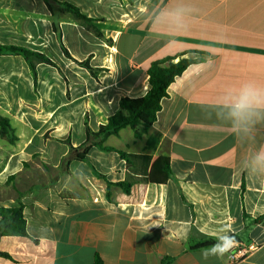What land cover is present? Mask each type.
<instances>
[{
  "label": "crops",
  "instance_id": "obj_1",
  "mask_svg": "<svg viewBox=\"0 0 264 264\" xmlns=\"http://www.w3.org/2000/svg\"><path fill=\"white\" fill-rule=\"evenodd\" d=\"M0 45L50 60L33 70L0 54V116L17 137H0V208L22 204L30 236L1 237L11 259L0 264H264V174L247 171L264 148V111L230 116L244 84L264 85V0H0ZM181 55L196 61L148 131L104 141L150 155L146 175L98 147L77 162L88 130L147 94L151 63ZM127 179L129 193L115 185ZM224 227L255 249L204 261L207 248L192 246Z\"/></svg>",
  "mask_w": 264,
  "mask_h": 264
},
{
  "label": "trees",
  "instance_id": "obj_2",
  "mask_svg": "<svg viewBox=\"0 0 264 264\" xmlns=\"http://www.w3.org/2000/svg\"><path fill=\"white\" fill-rule=\"evenodd\" d=\"M64 5L66 6L68 13L74 19L81 21L88 27L92 26V20L82 14L79 9L67 3ZM63 52L68 58H71L65 47H63ZM3 53L23 56L30 63L33 70L35 64L38 62H50V60L43 54L13 45H0V54ZM176 59L178 60L176 61ZM195 61L196 60L194 59L184 58L183 55H181L152 62L148 69L150 89L147 94L138 98H122L118 112L112 115L105 125H101L97 132L88 130L87 142L78 148H74V152L76 153L75 160L77 162L84 161L85 156L91 147H98L108 152L116 151L126 160L129 166L136 167L139 164H144L145 166L143 170H141L144 177L151 161L150 155H137L118 151L113 147L105 146L104 141L110 136H118L120 131L127 127H130L134 131L137 139L141 138L157 120L158 113L161 110V102L168 96L169 86L177 77L182 75L191 64L195 63ZM79 64L87 66V63ZM0 137L10 143H15L17 140L15 131L9 120L2 116H0ZM97 175L101 178L104 177L101 174ZM135 181L136 179H127L126 181L119 182L115 185L121 187L126 193H129ZM107 184L108 186L112 185L110 182H107ZM107 195H109V192H107ZM3 236L30 238L27 233L22 204H19L16 207L0 208V238ZM32 240L35 243L38 242V240ZM215 242V239H206L195 243L192 246V249L208 248ZM0 257L11 259L9 254L3 252H0ZM95 264H101V260L97 258Z\"/></svg>",
  "mask_w": 264,
  "mask_h": 264
},
{
  "label": "clouds",
  "instance_id": "obj_3",
  "mask_svg": "<svg viewBox=\"0 0 264 264\" xmlns=\"http://www.w3.org/2000/svg\"><path fill=\"white\" fill-rule=\"evenodd\" d=\"M256 111H264V85L249 82L241 87L238 96L230 105V116L234 121L245 120ZM254 160L258 162L257 167L247 171L254 175L264 174V148L255 153ZM230 233L231 229L221 228L220 234L215 237L216 242L202 250L201 258L207 261L210 257L222 258L233 252L239 242L235 235Z\"/></svg>",
  "mask_w": 264,
  "mask_h": 264
},
{
  "label": "built area",
  "instance_id": "obj_4",
  "mask_svg": "<svg viewBox=\"0 0 264 264\" xmlns=\"http://www.w3.org/2000/svg\"><path fill=\"white\" fill-rule=\"evenodd\" d=\"M255 249L253 245H241L230 254L229 262L237 263L248 257V255Z\"/></svg>",
  "mask_w": 264,
  "mask_h": 264
}]
</instances>
